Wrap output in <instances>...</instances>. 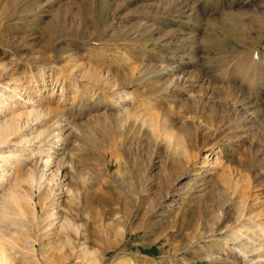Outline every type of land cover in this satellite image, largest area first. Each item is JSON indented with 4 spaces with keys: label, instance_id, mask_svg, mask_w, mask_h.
I'll use <instances>...</instances> for the list:
<instances>
[{
    "label": "rangeland",
    "instance_id": "obj_1",
    "mask_svg": "<svg viewBox=\"0 0 264 264\" xmlns=\"http://www.w3.org/2000/svg\"><path fill=\"white\" fill-rule=\"evenodd\" d=\"M5 122L12 264H264V0H0Z\"/></svg>",
    "mask_w": 264,
    "mask_h": 264
},
{
    "label": "bare ground",
    "instance_id": "obj_2",
    "mask_svg": "<svg viewBox=\"0 0 264 264\" xmlns=\"http://www.w3.org/2000/svg\"><path fill=\"white\" fill-rule=\"evenodd\" d=\"M19 95V94H18ZM13 122V121H12ZM18 129V126L17 125H15V124H11V123H9V122H5V123H2V124H0V144H3V143H6V141L9 139V137H10V135H13L15 132H16V130ZM58 137V136H57ZM26 143H27V141H26ZM30 143V142H29ZM31 145V144H30ZM8 157H10L9 155H4V154H0V158L1 159H3V160H5V158H8ZM0 159V160H1ZM45 163H44V165L42 166V167H46V164L48 163V161L46 160V161H44ZM63 165H64V163L63 162H61V163H59L57 166H59V167H63ZM44 167V169H46ZM42 171L43 170H39V172L38 171H36V170H31L30 172H28V176H27V178H26V180L28 181V183H29V185L32 187L33 185H40L41 184V182H42V178L44 177V175H43V173H42ZM54 173V172H53ZM53 173H52V175H53ZM58 182V181H57ZM13 189H15V190H17L16 188H12V190ZM15 190H14V192L13 193H10V198L11 199H14V205L16 206V209H14L15 211L14 212H16V213H18L19 215H21L22 217H24L25 215V213H24V210H23V208L21 207V205L19 204V202H21V201H19V199H20V197L21 196H17V194H16V192H15ZM66 191L67 192H71V189L67 186V189H66ZM20 194V193H19ZM30 196V195H29ZM28 196V197H29ZM46 197V196H45ZM90 197V196H89ZM23 198V197H22ZM42 198H44V197H42ZM50 198V197H49ZM48 198V199H49ZM91 198V197H90ZM89 199V198H88ZM92 199V198H91ZM93 199H95V198H93ZM92 199V200H93ZM28 200V199H27ZM31 200V197H29V201ZM43 200V199H42ZM44 200H46L45 198H44ZM48 201H50V200H48ZM33 207V206H32ZM33 211H32V213H30V214H32V223H33V225L32 226H36V223H37V218H36V212H35V207H33V208H31ZM71 210V209H70ZM30 212H31V210H30ZM29 213V212H28ZM71 214V213H70ZM71 215H73V213L71 214ZM70 215V216H71ZM27 217V216H26ZM51 217V216H50ZM74 217V216H73ZM75 217H76V215H75ZM28 218V217H27ZM27 218L25 219V220H27ZM67 221H65L64 220V222L65 223H62V225H61V227H60V230L63 232V234L62 233H58L57 234V237L59 238V241H61V242H64L63 241V239H65V241H67V244H68V242H73V240H74V233H78L79 231H77L78 230V225H77V223L75 222V218H71V217H69V215L68 216H65L64 217ZM29 219V218H28ZM43 219V218H42ZM30 220V219H29ZM39 221V220H38ZM53 224V223H52ZM51 224V225H52ZM50 225V224H49ZM31 227V226H30ZM96 232V231H95ZM106 232L108 233V231H107V229L105 228V226L104 225H102L101 226V228H100V233H102V235L103 234H105L106 235ZM99 233V232H98ZM79 234V233H78ZM77 235V234H76ZM10 236V235H9ZM101 236V235H100ZM77 236H75V238H76ZM52 238V237H51ZM81 238V237H80ZM80 238H78V240L80 239ZM87 237L85 236V239H86ZM82 239H84V237L82 236ZM88 240V239H87ZM83 241H85V240H83ZM1 243H2V241H0ZM87 242V241H86ZM85 242V244H82V245H84V249H85V251H83V253L84 254H82V256H79V257H86V255L85 254H89V253H91V252H89V253H86V252H88L90 249L87 247L88 246V244L89 243H86ZM88 242H89V240H88ZM0 243V244H1ZM65 243V242H64ZM2 245H4L3 243H2ZM2 245L0 246L1 248H0V264H12V259H9L10 257H7V256H5L6 254L4 253V251H5V249H4V247H2ZM83 249V250H84ZM5 254V255H4ZM78 254H80V253H78ZM85 255V256H84ZM90 255V254H89ZM34 259V258H33ZM82 259V258H81Z\"/></svg>",
    "mask_w": 264,
    "mask_h": 264
}]
</instances>
